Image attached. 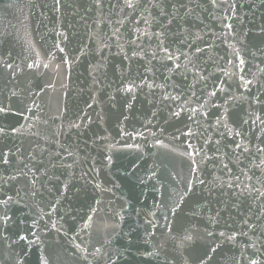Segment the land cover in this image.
Here are the masks:
<instances>
[{
  "label": "water",
  "instance_id": "95a60500",
  "mask_svg": "<svg viewBox=\"0 0 264 264\" xmlns=\"http://www.w3.org/2000/svg\"><path fill=\"white\" fill-rule=\"evenodd\" d=\"M148 2L140 0L133 12L124 0H0V102L39 105L25 117L3 119L21 132L0 137L9 161L0 163V196L18 201L11 205L17 223L4 230L7 240L0 237V264H15L20 255L23 264H42L49 253V264H193L190 249L181 255L171 242L160 247L169 229L193 220L201 237L194 247L209 250L206 264H249L256 257L264 264V196L250 189L264 192V166L256 167L264 160L257 152L264 125L249 119L253 110L264 118V105L253 101L264 99V0H158L163 14L144 12ZM137 28L166 33L165 46L180 59L162 60L154 36L131 43ZM236 49L245 61L239 67ZM185 62L187 70L175 68ZM32 63L41 67L28 69ZM197 69L206 80L192 87ZM132 81L145 86L121 90ZM219 81L227 90L210 98ZM166 94L188 97L198 109L196 100L207 101L208 115L173 116L178 102ZM220 116L227 127L217 129ZM188 128L193 135L182 134ZM239 142L249 150L235 149ZM196 149L195 166L179 154ZM153 170L154 180L142 183ZM41 215V223L54 221L62 230L44 232L40 244L15 242L16 230ZM221 231L236 232V240Z\"/></svg>",
  "mask_w": 264,
  "mask_h": 264
},
{
  "label": "snow or ice",
  "instance_id": "6c2138e0",
  "mask_svg": "<svg viewBox=\"0 0 264 264\" xmlns=\"http://www.w3.org/2000/svg\"><path fill=\"white\" fill-rule=\"evenodd\" d=\"M213 3L215 4V0H213ZM99 6V5H98ZM124 7L127 9H131L133 10V12H135L137 9L141 8L140 5V0H124ZM149 8H158L160 9V14H163V9L160 7V4L158 3V0H149L147 7L144 8V12H147ZM144 12H141L140 15L144 16ZM128 15H130V13H126L125 17H127ZM137 25H139L140 21L136 20L134 21ZM125 23V18L122 17L119 21H117V24H119L121 27L124 25ZM144 23L147 24L148 23V19L146 16H144ZM169 24H171V20L168 21ZM229 27H231L229 25ZM119 32V28L115 29V31L113 32V35L116 36V33ZM136 33V38L133 39L131 41V43L136 44L137 41L141 40L143 37L148 36L149 38L151 37H155L156 42H157V48L159 51H162L164 53V55L161 57L162 60H171V61H176L179 60L180 57L176 56L175 52L172 51L171 46H165V41H164V35H166V33L162 34L161 32H148V31H140L139 28H137L135 30ZM117 39H119V36H116ZM203 49L197 47L196 51H202ZM61 52L64 51L63 48L60 49ZM157 52H153L152 56L153 58H155L157 56ZM137 55V52L134 51L133 52V56ZM181 56H185L186 57V53L181 52L180 54ZM236 56L238 58V64L237 67H239L240 65L244 64V59L242 57L239 56V49H236ZM143 58V57H141ZM231 63V61H229ZM7 68L11 69L12 65L11 64H7L6 65ZM28 69H32V70H37L41 67V65L39 63H32V64H28L26 66ZM44 68H48V64H43ZM192 67L194 69H196V65L193 63ZM175 68L176 69H181L184 68L185 70H187V62H185L184 64H180V63H176L175 64ZM242 71V68H241ZM243 79V77L241 78ZM193 80H194V84L192 85V87L195 86V83H198L200 81H204L206 80L205 75L202 73V71L200 69H197L194 73H193ZM223 81H219L217 86H214L213 90L208 93L209 97H215L217 95V92H224L227 89L225 87H223ZM246 85H251L253 84L252 80H246L245 81ZM145 86V82L141 81V83L137 84L135 81L129 82L123 89H121L122 91L128 92V93H132L134 92V90L138 87H143ZM149 88H152L153 85L151 84H147L146 85ZM157 87H163L162 85H157ZM203 91V89H202ZM17 93L15 91L12 92V96H16ZM191 96L195 97L196 96V92L192 91L191 92ZM164 99L166 100H171L173 102H178L177 103V110L173 111L171 113V115L179 117L181 112L184 111H188L190 113L189 118L192 119L195 117V115L197 114V112H199L201 117H206L208 115L207 110H206V104L207 101H204L202 99H198L196 100V103L200 105V108H196V107H192L190 106V102L188 97H181L180 95H171V94H166L164 96ZM233 99H236V97H233ZM253 101L257 106L260 105H264V99H261L259 95L254 96L253 97ZM213 106L219 107L218 105L215 104V102L213 101ZM39 108L38 104H35V101H33L31 106H17V107H12L10 104L7 103H3L0 102V137H4L7 136L9 133L12 134H17L21 132V129L18 128L16 125L13 124H9V125H5L3 122V119L5 117H7L8 115L11 114H16V115H20L22 117H25L27 113H31L33 112V109ZM226 116H220L215 123V127H217V129L220 128H224L227 127L226 123H224V121L226 120ZM249 119L251 120L252 124H257L259 123L260 125H264V118L261 117V115L253 110L249 113ZM249 122V120H244L243 123L247 124ZM17 123H19L17 121ZM72 127H79L78 124H76L75 122H73ZM262 131H264V128L261 129ZM231 129H229V133H231ZM183 135H193V132L191 130V128H188V130L184 133H182ZM221 136L224 135L223 132L220 133ZM235 136L236 137H240L241 133L239 131L235 132ZM207 142H212L210 140H206ZM214 143H216L217 145L220 144V140L217 139L216 141H214ZM189 148H192V145L189 144L188 145ZM225 147H228L227 145H225ZM243 149L244 152H247L249 149L246 145H244L242 142L236 143L235 144V149ZM220 149L217 148V151H219ZM201 151V149H196L195 153L188 151V152H181L179 153L180 155H186L190 160L193 166L196 165L197 161L194 159V155H198L199 152ZM257 152H264V148H257ZM7 153H0V163L3 164H8L9 161L7 159ZM13 155H15V153H13ZM109 163H111V156L107 157ZM264 166V160H262L260 162V164L256 165V167H262ZM70 167V166H69ZM223 167L225 169H227V164H223ZM193 171H195V168H193ZM157 176V173L155 170H153L151 172L150 175H148L145 179H142V183H148V181H152L154 180V178ZM238 179V178H237ZM32 183H35V180L32 181ZM200 183H203V180L200 181ZM65 189L67 188V185L64 186ZM229 187H231V185H229ZM251 191H254L257 193V198H259V196H264V192H261V190L259 188H256L255 185H251L250 186ZM186 194L187 192H190L192 190L191 188V184L189 183L186 186ZM36 193L33 192V195H35ZM14 202H18L14 200V197L11 195H4V196H0V237H2L3 239L7 240L8 236L4 234V230L8 229L11 224H15L17 223L16 220H14L13 215L11 214V205ZM58 203V201H57ZM56 211L55 205L50 206V211L48 213H46L45 215H48L49 217L51 216L52 213H54ZM92 211H95V209H92ZM87 219L90 221L92 219L91 216H88ZM44 220V216L41 215L40 217H38L35 221H33L26 229H20L18 228L15 232V236L17 237V240L15 242H24L25 245L27 244H40L42 243L41 241V235L44 232L50 231L55 229L56 231H61V228L57 227V224L53 221V222H48L45 221L44 223H41V221ZM245 224H247V220L244 221ZM88 227V224H85V228ZM249 230H251L254 226L253 225H249ZM26 233V234H25ZM200 229L196 227V222L193 220L185 225H181L180 228L176 231V232H172L171 229L168 230V232L166 233V237L163 243L160 244V247L163 248L165 244L171 242V244L174 246L172 251L173 252H178L181 255H183V252L185 249H190L192 253H196L197 254V259L196 261L193 262V264H206L207 259H210L211 257L209 256V250H205L203 252H199L198 249L196 247H194V245H196V242L201 239L200 237ZM245 235L247 233H244ZM207 235L210 237L213 235L212 232H208ZM220 237H224L225 239L229 240V241H235L236 237H237V233L236 232H232L231 234L226 235L225 232L221 231L219 233ZM11 246V245H10ZM77 249H79L81 252H83V249H80L79 245H76ZM218 247V245L216 246ZM216 247H212L210 249L211 252H215L216 251ZM251 247L253 249H255V244L251 245ZM24 251L26 252L27 249L25 248ZM101 249L100 248H96L95 249V253H100ZM54 253H49L48 256H43L42 259V264H49V260L50 257L53 256ZM152 255H158V253H152ZM87 257H85L86 259ZM15 264H23V256L20 255L16 258L15 260ZM110 264H115L114 261L110 262ZM184 264H188L187 260H185ZM249 264H261V258L260 257H256V258H252L249 260Z\"/></svg>",
  "mask_w": 264,
  "mask_h": 264
}]
</instances>
